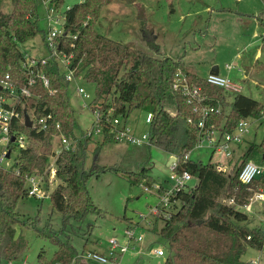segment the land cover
Wrapping results in <instances>:
<instances>
[{"label":"trees","instance_id":"trees-1","mask_svg":"<svg viewBox=\"0 0 264 264\" xmlns=\"http://www.w3.org/2000/svg\"><path fill=\"white\" fill-rule=\"evenodd\" d=\"M59 5L66 0H56ZM108 0H84L72 5L67 11V35L59 37L61 49L72 55L76 75H82L96 86L95 105L102 112V120L108 116L127 119L135 109L153 113L149 124L151 145L169 155H177V173L189 171L197 183L174 190L171 204L161 206L155 220L163 222L156 232L166 243L164 264H250L242 259L248 247L264 246V229L253 225L244 209L256 189L264 188V176L252 183L241 182L238 177L246 161L264 155V138L261 142L250 141L247 149L230 169L212 157L205 163L191 159L189 152L198 144L200 114L187 96L174 88L178 70L186 74L191 86L200 87L205 98L203 105L214 107L206 120L204 131H233L242 118L258 117L264 111V103L242 91H230L209 83L198 73L185 68L178 56L159 57L142 49L114 39L95 29V20ZM13 8L0 13V80L10 74L17 85H24L30 75L23 66L27 51L22 44L33 39L39 30L41 0H12ZM76 35V37H74ZM148 36H146L147 38ZM40 58V56L38 57ZM36 69L49 78L46 86L41 78L30 87L33 95L21 96L16 101L19 118L13 123V131L28 137L25 148L10 144L11 166H0V258L13 260L22 257L29 248L24 237H16L17 225H25L33 218H24L19 210L20 201L28 194V177L46 169L52 153L55 137L60 133L74 139L77 116L69 96L70 81L65 79L63 67L56 58L39 63ZM4 90L0 88V94ZM98 103V102H97ZM25 110L35 117L47 116L50 127L39 129L27 126ZM59 122L61 128L56 127ZM103 123V122H102ZM84 135V133H83ZM90 137L76 142L70 150L58 157L57 177L61 182L49 194L53 207L63 214L64 225L72 218L83 219L91 212H101L87 189V180L106 170L96 164L86 168ZM117 141L112 123L103 125V143ZM137 147V146H136ZM142 147V146H140ZM98 149V147H97ZM139 171H127L132 184L146 183L153 187L156 182L149 172L150 155ZM158 192L162 193L166 189ZM34 224H35V220ZM57 249L53 259L70 264H96L83 257L70 240L55 238ZM84 261H83V260ZM53 261V263L55 262ZM52 263V264H53Z\"/></svg>","mask_w":264,"mask_h":264},{"label":"rangeland","instance_id":"rangeland-1","mask_svg":"<svg viewBox=\"0 0 264 264\" xmlns=\"http://www.w3.org/2000/svg\"><path fill=\"white\" fill-rule=\"evenodd\" d=\"M68 3L74 4L77 0H66ZM12 8V0H0V13H8ZM256 17L260 18L259 22L255 20ZM262 17L264 0H108L94 24L99 32L131 43L150 54L159 57L184 55L190 68L199 67V70L205 66L203 73L218 65L222 75H228L232 81L244 87L243 93L259 97L257 90L260 86L257 84L260 83L255 84L253 79H261L256 74L264 75V68L261 67L264 56L260 62L254 63V70H250L251 74L249 72L250 76L246 80H243L239 72L242 69L249 71L250 61L256 53L259 50L264 52ZM38 26V34L22 44L23 50L27 51L26 57L51 56V49L44 41L49 24L42 6L39 7ZM200 62H203L202 65ZM227 64H231L232 68H228ZM78 86H82L90 97L81 95ZM68 90L77 116L76 143L86 136L89 129L96 130L99 126L97 108L93 110V107L103 99L95 101L96 86L82 75L70 81ZM145 119L146 111L135 109L130 113L127 123L136 135H142L150 128ZM251 129L249 139L261 142L264 131L259 129L258 122H254ZM245 146L239 150L240 153ZM148 151L149 172L156 182L153 187L144 182L132 184L126 172L141 170L148 163ZM189 156L205 163L211 157L212 162L222 158L228 162L227 156L219 151L213 152L209 141L197 144ZM252 159L260 161L261 157ZM238 160L237 164L242 161L241 158ZM167 162V153L157 146L147 149L125 141L103 143V133L95 131L88 143L86 168L91 169L98 164L107 169L99 176H91L87 180V189L101 212H91L83 219L72 218L64 225L63 214L53 207L49 195L51 192L48 196L27 195L18 207L23 217L33 218L35 224L31 220L25 225H17L16 237H24L29 248L20 258L11 261L0 258V264H24L25 261L26 264H52L57 249L55 238L70 240L80 254L84 250H96L106 255L110 252V240L115 239L118 261L110 264H164L166 243L156 233L163 222L155 220V210L162 205V195L156 186L161 184L169 188L175 184L172 175L177 172ZM227 167L230 169L229 165ZM59 182L57 177L47 187L52 191ZM189 183L196 184L197 178L193 177ZM255 192L244 209L249 213L252 224L264 229V200L255 198ZM131 228L135 238L124 233ZM139 237L142 239L138 240ZM122 246H127V250L121 252ZM159 248H163L166 254H157L155 250ZM242 259L245 262L256 260L264 264V246L261 249L248 247Z\"/></svg>","mask_w":264,"mask_h":264},{"label":"built area","instance_id":"built-area-1","mask_svg":"<svg viewBox=\"0 0 264 264\" xmlns=\"http://www.w3.org/2000/svg\"><path fill=\"white\" fill-rule=\"evenodd\" d=\"M82 1L84 0H77V2ZM72 5L73 4L69 3L59 5L56 0H41V6L46 12V18L49 24L48 30L45 32L44 41L51 49V56L40 58L32 56L26 57L23 66L26 68L30 77L24 85H17L13 80H11L10 74H6V76L0 80L1 90H4V93L0 94V166L8 167L12 164L13 152L12 148H10L11 143H15L18 148H25L28 144V137L26 134L16 133L13 131V123L20 116L16 101L20 99L21 96L30 97L33 95L30 87L36 83V79L38 77L43 80L46 86H49V78L43 71L36 69V66L39 63H48L50 57H54L63 67L66 80L71 81L78 77L76 75V68L72 66V55L68 54L63 48L61 49V41H59L60 36L68 34L66 29L67 11L70 10ZM74 37H76V35H74ZM227 67L232 68L231 64H227ZM206 80L209 83L223 87L226 90L236 92L242 91V86L240 84L232 81L229 77L220 73H210L206 77ZM174 88L182 91L184 95L187 96V102L193 104L194 110L200 114L198 125L201 131L198 144L209 141L214 151H219L228 157L233 153L232 145L243 143L246 137L252 132L251 128L254 122H258L259 129L264 131V111H262L258 117H248L239 120L233 131L224 132L221 135L219 134L217 137L215 134L218 132L211 131V134L207 136L205 134L204 127L210 113L214 111V107L203 105L202 101L206 96L203 94L201 88L191 86L186 74L181 70H178L175 75ZM78 92L84 97H90V94H88L82 86H78ZM96 110L97 125L99 126L96 127V130H94V128L89 129L85 133V137H91L95 131L103 133V125L105 124V121H109L112 123V131L114 132L117 141H125L133 146L151 145L149 130L142 135H136L126 120H123L120 117H115L111 120L108 116L105 120H102V112L98 108ZM29 115L32 120V126H37L39 129H47L50 127V122L48 121L49 118L47 116L35 117L33 119L32 114L29 113ZM152 118V112L146 113L145 120L148 124H150ZM56 127L59 129L61 128L59 122L56 123ZM12 136L15 137L14 141H12ZM74 143L75 139L66 136L62 132L55 137L53 152L50 155L46 169L42 172L33 173L28 177V182L30 183L28 186L29 195L48 196L51 192V188L47 186L57 179L58 157L64 150L73 149ZM8 154H10V156H8ZM174 156L176 157V160H174L170 166L175 169L178 157L177 155ZM222 165L224 164L219 162L218 166L222 167ZM261 176H264V155L261 161H256L254 159L246 161L238 174L241 182L246 184L252 183L256 178ZM192 178V173L189 171L172 175V179L175 181V184L164 189L163 192L160 193L162 195L161 206H170V196L174 190L185 186V184L190 182ZM156 188L157 190L162 189V185H157ZM255 198L264 200V188H260L255 192ZM161 206L155 210L156 214L160 212ZM124 233L130 238H135L132 228L126 229ZM141 239L142 237L138 238V240ZM110 244V252L108 255L96 250H87L83 252L82 255L86 260H90L96 264H110L112 262H117L118 258L116 257V254H119L117 240L111 239ZM126 250L127 246H122L120 251L124 252ZM155 252L160 256L166 254V251L163 248L156 249ZM24 264H26V261ZM53 264L67 263L55 261ZM250 264H259V262L253 260Z\"/></svg>","mask_w":264,"mask_h":264},{"label":"crops","instance_id":"crops-1","mask_svg":"<svg viewBox=\"0 0 264 264\" xmlns=\"http://www.w3.org/2000/svg\"><path fill=\"white\" fill-rule=\"evenodd\" d=\"M263 18V21H264V17H262ZM255 20L256 21H260V18L259 17H256L255 18ZM262 23V22H261ZM263 51H261V50H259L257 53H256V55L254 56V58L250 61L251 62V66L249 67V71H245V69H242V70H240V74H242L243 75V77L242 78H244L243 80H246V78H248L249 76H250V74H251V71L250 70H254V63L256 62V63H258V62H260L261 60H262V58H263ZM178 57H180L182 60H184L185 61V66H186V69H188V70H190V71H194V72H196V73H198L199 74V76H201V77H203V78H206L207 76H208V74H210L211 72V69L208 71V72H206V73H203V71H202V69L203 68H205V66L204 67H200V69L198 70V68L197 69H194L193 67L192 68H190L191 67V65H189L190 63H188L186 60V58H184V55H179ZM201 63H203V62H200V64ZM262 68H264V61H262ZM202 65V64H201ZM247 70V69H246ZM202 71V73H200ZM249 72H250V74H249ZM254 72V71H253ZM220 73V72H219ZM221 74V73H220ZM224 76H227L228 77V75H224ZM256 76H258L259 78H261V79H253L254 80V83L255 84H257V83H260V84H257V85H259L260 86V88L257 90V92L259 93L258 95H259V97H255V98H257V99H259V100H261L263 103H264V100H262V98L264 97V90H262V88H264V83H261V82H264L263 81V79H264V75H262V76H259V75H257L256 74ZM252 80V81H253ZM243 89H244V87H242ZM261 91V92H260ZM243 92V91H242ZM251 134V133H250ZM249 134V135H250ZM256 134V133H255ZM248 135V136H249ZM246 137V139L247 140H249V141H251L250 139H249V137ZM245 139V141L243 142V143H241V144H235V145H233L234 147L232 148L233 149V153H232V155L231 156H228L227 158H228V164L226 163V162H224V160H223V158L222 159H219L218 161H215V162H222L224 165H229L230 166V168L232 167V165L239 159V157L244 153V151L247 149V147H248V145L249 144H247V140ZM246 145L245 146V148L244 149H242V152L240 153V149L242 148V146L243 145ZM213 152H214V150H213ZM167 156H168V160L170 159V157H171V155H169L168 153H167ZM214 162V161H213ZM167 164H168V162H167ZM260 200H262V199H260Z\"/></svg>","mask_w":264,"mask_h":264},{"label":"water","instance_id":"water-1","mask_svg":"<svg viewBox=\"0 0 264 264\" xmlns=\"http://www.w3.org/2000/svg\"><path fill=\"white\" fill-rule=\"evenodd\" d=\"M210 72H211V73H216V74H218V73L220 72V70H219V66H218V65L213 66V67L211 68V71H210ZM0 88H1V86H0ZM24 116H25V122H26V125H27V126H32V120H31L30 115L28 114L27 110H25ZM14 140H15V137L12 136V141H14ZM8 156H10V154H8ZM174 160H176V157H175L174 155H171L170 159L168 160V165L170 166L171 163H172Z\"/></svg>","mask_w":264,"mask_h":264}]
</instances>
